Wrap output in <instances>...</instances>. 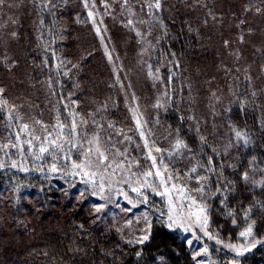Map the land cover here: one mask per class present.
I'll return each mask as SVG.
<instances>
[{"label": "snow or ice", "instance_id": "6c2138e0", "mask_svg": "<svg viewBox=\"0 0 264 264\" xmlns=\"http://www.w3.org/2000/svg\"><path fill=\"white\" fill-rule=\"evenodd\" d=\"M31 2L39 9L42 17L46 14L53 18V28L57 13L69 4V0ZM80 2L87 13L86 21L92 23L102 44L104 37L98 25H103V16L115 19L114 4H119L120 15L125 17L123 26L133 32L139 42H146L149 48L155 49V45L147 39L152 35L151 27L142 31L137 25H151L153 22L158 25L162 29V36L155 37L156 44L167 35L160 15L164 10L163 0H100L103 12L97 8L96 0ZM194 2L200 4L201 0ZM4 5L5 0H0V7ZM250 10V6L245 7V11ZM261 11L260 8L256 9L257 14ZM209 15H212L211 11ZM98 16L101 17L99 21ZM212 18L215 19V16ZM86 21L77 17V23ZM39 27H46L43 18L39 21ZM16 35V32L11 33L12 37ZM63 38L53 34L52 42ZM240 40L243 42L242 36ZM52 42L45 46V52L51 49ZM227 45L228 41H225V46ZM147 51L148 48H145L141 54ZM105 53L109 62H112L107 46ZM171 56L173 59L166 60L165 63L179 68L175 53H171ZM52 57L58 62L54 65L55 77L50 74L47 78V89L52 96L59 97V106L53 105L55 114L51 123L32 117L25 121L24 115L18 112L22 105L10 103L5 88L0 87V112L5 113L7 121V136L0 139V170L13 169L25 175L38 173L43 179H63L70 188H76L78 182L82 187L77 189V202L83 204L90 198L96 201L89 205L94 224L103 222L108 216L112 217L115 221L114 231L120 240L128 248L135 249L136 264H168V257L164 254L153 256L151 262H147L145 258V246L151 245L158 229L172 233L175 237L173 242L180 241L183 246L191 249L194 264H244L248 254L264 246V234H258L257 220L253 215L254 209L264 211V200H255L239 209L230 203V197L238 191V185H243L246 191H253L254 196L256 190L264 196V160L258 161L255 155H251L247 164L241 168L239 156L232 153L234 148L240 152L252 146L251 137L245 130L232 124L230 117L225 118L224 123L231 134L221 146L201 131L203 122L195 115H181V122L192 121L190 129L194 126L199 147L194 149L190 146L179 128L169 140L168 146L163 147L144 120L139 105L134 103L137 100L134 93L133 103L128 105L132 124L127 130L106 118L108 101L101 103L87 115L77 111L79 101L72 99L74 93L67 96L63 94V85L58 79L61 75L67 77L70 69L66 68L64 60L56 57L55 51H52ZM8 59L6 56L0 58V63L11 70L15 61L8 63ZM43 64L48 67V57H45ZM225 71L230 72L232 69L225 66ZM147 75L154 86L157 82L164 85L159 66L154 68L152 64H147ZM175 75L170 68L168 84L164 85L165 90L153 105L155 109L167 112L171 107L173 100L169 86ZM57 85L61 88L59 92ZM117 86L126 91L118 74L110 87ZM127 87L130 88L131 85ZM212 96L219 103L220 98L215 92ZM252 96H255V92ZM237 103L243 111L246 107L245 99L240 97ZM112 104L114 106L115 101ZM212 107L213 116L219 115L215 106ZM224 111L231 112V109L226 108ZM154 123H159L158 117ZM233 160L236 162L231 163ZM20 187L15 186L13 192L19 193ZM112 209L118 211L113 212ZM214 213L223 216L234 227H239L235 241L231 236L225 238L220 235L213 223ZM238 219L242 221V226L237 224ZM79 227L83 230L84 225ZM222 227L221 225L220 228ZM206 241L218 246L215 248L216 252L226 250L231 254L230 258L222 262L213 259V249H210ZM196 244L202 247L197 248ZM124 251L127 252V249ZM104 254L115 255L113 252Z\"/></svg>", "mask_w": 264, "mask_h": 264}, {"label": "trees", "instance_id": "16d2710c", "mask_svg": "<svg viewBox=\"0 0 264 264\" xmlns=\"http://www.w3.org/2000/svg\"><path fill=\"white\" fill-rule=\"evenodd\" d=\"M225 1L228 0H224L222 12L236 5L243 8L250 6L252 11L257 8L264 10V0H229L232 1L230 7H226ZM219 2L220 0H201L197 5L194 0H163L164 10L160 15L167 35L163 36L159 44H156L155 37L162 36V29L154 22L151 25H140L142 31L151 27L152 35L147 39L155 45L154 50L149 48L152 56L147 64H152L154 68L160 67L164 85L168 84L169 69L176 73L169 86L173 102L167 112L164 111L159 116L156 131L160 137L166 138L175 135L179 128L181 135L194 149L199 147V141L195 136L194 126L190 129L192 121L181 122L180 116L191 115L192 101L188 95L191 71L209 68L217 63L213 58L218 41L206 26L209 11L212 14ZM96 4L103 12L100 0H96ZM191 4L197 7L204 5V8L199 14H195ZM113 7L115 19L112 16L105 17V23L110 25V29L114 25H122L125 19L120 15L119 4H114ZM0 10L6 13V17L14 19L10 29L17 33L15 37L0 34V58L8 57V63L15 61L11 70L0 63V87L5 88L10 103L22 105L18 112L24 115L25 121L30 117L48 123L53 121V105H57L59 97L49 93L47 78L50 74L55 77L54 65L58 62L52 57V51H55L56 57L64 60L66 68L70 69L67 77L61 75L58 79L62 82L63 94L67 96L74 93L72 99L79 101L77 111L87 115L101 103L108 101L106 118L126 130L131 126L132 120L118 86L110 87L115 79L92 24L86 21L87 13L80 0H69L68 6L57 13L55 28L53 18L46 14L42 17L31 0H5V5ZM78 16L86 22L77 23ZM246 16L250 18L247 13ZM41 18L46 25L43 29L39 27ZM126 32L129 33V30ZM53 34L64 38L52 42ZM209 39L212 42L210 46L207 45ZM50 42L51 49L45 52L44 48ZM173 52L179 68L165 63L166 60L173 59ZM45 57H48V67L43 64ZM73 65L78 67L73 68ZM146 76L152 81L147 72ZM53 83L55 84V79ZM240 83L236 84L235 97L228 102L231 112H227L224 118L230 117L231 123L245 130L253 142L244 151L232 152L239 156L240 167L243 168L251 155H255L258 161L264 160V125L259 122L255 104L247 97V84ZM164 85L156 83L163 91ZM56 87L58 92L61 91L59 85ZM240 97L246 101L243 111L237 103ZM112 101H115L114 106ZM6 123L5 113L0 112V139L7 136ZM221 125L223 130L230 132L223 120ZM210 139L221 145L220 140L214 136H210ZM17 185L21 186L20 191L14 193L13 188ZM81 187L77 182L76 188H70L63 179H43L38 173L25 175L13 169L0 170V264H136L135 249L128 248L118 234L109 229V219L92 223L89 205L96 201L90 198L83 204L78 203L75 197L77 189ZM237 187L238 191L230 197L231 205L237 209L254 203L255 200H264L258 190L254 196L253 191L244 190L243 185ZM213 206L216 207L215 204ZM253 215L257 220L258 234H264V211L254 209ZM213 223L222 237L231 236L233 241L236 240L239 227H234L216 213L213 214ZM81 224L84 225L83 230L79 227ZM237 224L242 226V221L238 219ZM174 239L172 233L158 229L151 245L145 246L146 261L151 262L153 256L164 254L168 257V264H194L189 249L180 241L173 242ZM206 242L213 249V259L222 262L230 258L231 255L226 250L216 252L215 248L218 246L214 242ZM118 244L120 247H117ZM106 252H113L115 255H105ZM244 264H264V246L248 254Z\"/></svg>", "mask_w": 264, "mask_h": 264}, {"label": "rangeland", "instance_id": "374dc122", "mask_svg": "<svg viewBox=\"0 0 264 264\" xmlns=\"http://www.w3.org/2000/svg\"><path fill=\"white\" fill-rule=\"evenodd\" d=\"M225 2L227 3L226 7H228L232 1ZM223 3L224 0H220L219 5L214 7L206 26L209 28V32L214 33V37L218 41L215 49L216 55L214 53L213 58L217 62L216 67L209 66V68H198L191 71L188 92L192 101L191 115H195L198 120L203 122L201 131L220 140L221 146L227 142V137L231 134L227 130H223L221 125L227 113L224 109L229 107L228 102L235 97L236 84L239 82H241L240 84H247L245 90L247 97L250 102L255 104L259 122L264 125V10L257 14L256 10L247 12L242 6L236 5L222 12ZM191 6L195 14H199L204 8V5L197 7L191 4ZM246 13L250 18L246 16ZM216 14H218V17H216ZM212 16H215V19ZM105 17L103 16V25H98L101 27L104 43H101L99 36L97 38L114 79L116 80L118 74L121 82L125 85L126 91L121 90L119 87L118 89L126 109L128 110V105L133 103L132 94L134 93L137 97L134 103L139 105V110L144 120L147 121L148 127L156 134V139L161 146L167 147L169 140L174 135L167 136V139H165L160 137L156 131L157 123H154V121L157 117L159 118L164 110L155 109L153 105L163 90L159 89L156 84L154 86L153 81L146 76L147 62L152 56L149 46L146 42H139V38L129 29V33H127V28L123 24L114 25L110 29V25L105 23ZM100 18L98 16L97 21ZM12 19L11 16L6 17V13L0 10V34L2 36H11V33L15 32L14 29H10V24L14 20ZM241 21H244V23H241ZM137 27L140 28V25H137ZM105 28L107 29L106 32L104 31ZM241 36L243 42L240 40ZM207 41V45L210 46L211 39ZM225 41H228L227 46H225ZM105 46L112 55V62L108 60ZM145 48H148V51L142 55L141 53ZM237 55L239 59H237ZM225 66L232 69V71L226 72ZM128 85H131V87H127ZM213 92L220 98L219 103L212 96ZM253 92H255V96H252ZM213 105L219 115L213 116ZM128 113L131 118L129 110ZM221 137L224 139H221ZM236 150L234 148L232 152ZM183 166L180 165V167ZM112 211L117 212L118 210L112 209ZM106 219L110 220L109 229L114 231L115 221L112 220L111 216ZM120 223H122V219ZM195 246L197 248L202 247L200 244ZM189 251L191 253L192 250L189 249Z\"/></svg>", "mask_w": 264, "mask_h": 264}]
</instances>
